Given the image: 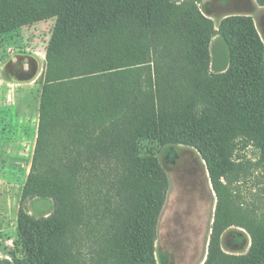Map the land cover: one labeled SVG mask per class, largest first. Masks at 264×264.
I'll return each instance as SVG.
<instances>
[{"label": "trees", "instance_id": "trees-1", "mask_svg": "<svg viewBox=\"0 0 264 264\" xmlns=\"http://www.w3.org/2000/svg\"><path fill=\"white\" fill-rule=\"evenodd\" d=\"M56 2L44 12L57 24L15 264H158L170 183L148 143L193 147L207 165L217 206L204 264H264V45L253 20L223 23L230 61L215 73V26L196 0ZM36 7L14 0L0 13V41L45 20ZM38 198L55 202L50 218L27 213ZM227 227L245 230L251 249L214 260Z\"/></svg>", "mask_w": 264, "mask_h": 264}, {"label": "rangeland", "instance_id": "rangeland-1", "mask_svg": "<svg viewBox=\"0 0 264 264\" xmlns=\"http://www.w3.org/2000/svg\"><path fill=\"white\" fill-rule=\"evenodd\" d=\"M13 1L0 0V13L3 14L9 10ZM31 1L37 5L35 13L47 18L34 26L32 25L31 29L34 28L32 29L34 33L32 36L29 35L31 37L25 36L27 28L16 31L12 40L7 39V36H2L0 49H3L6 42L4 40H8L13 41L12 45L18 49L27 45L33 49L31 50L33 52L36 49H41L43 53L47 51L57 18L50 17L52 14L49 16L44 12L46 10L53 11V5H57V2L56 0H49L45 3L40 0ZM196 1L215 26L216 35L212 41V62L215 73L229 67L230 50L222 31L223 23L226 20L252 19L264 45V5H261L257 0ZM45 67L46 65H43L40 69L39 85L41 87V78ZM144 148L145 150L156 149L170 183L166 205L158 228L156 243L158 264H204L209 254L217 206V197L213 191L205 161L201 154L190 146L174 145L157 149L155 145L148 143L144 145ZM244 154L248 158H256V153L252 152V149H246ZM16 198L17 195L14 199L16 200ZM25 208L33 219L44 220L55 213L56 204L52 199L38 198L29 201ZM214 238L218 252L213 257L214 260L225 258L224 256L243 257L251 249V236L240 228H224ZM2 253L4 256L0 255V264L7 262L15 264L14 257L18 259L26 257L20 239L3 248ZM5 255H8L9 258H6Z\"/></svg>", "mask_w": 264, "mask_h": 264}, {"label": "crops", "instance_id": "crops-1", "mask_svg": "<svg viewBox=\"0 0 264 264\" xmlns=\"http://www.w3.org/2000/svg\"><path fill=\"white\" fill-rule=\"evenodd\" d=\"M27 29L25 36L31 37L34 28ZM14 33L7 35V39H14ZM4 41L0 49L1 256H4L3 248L20 239L18 213L38 139L42 95L40 69L46 65V52L41 49L33 52L27 45L18 49L12 45L13 41Z\"/></svg>", "mask_w": 264, "mask_h": 264}, {"label": "flooded vegetation", "instance_id": "flooded-vegetation-1", "mask_svg": "<svg viewBox=\"0 0 264 264\" xmlns=\"http://www.w3.org/2000/svg\"><path fill=\"white\" fill-rule=\"evenodd\" d=\"M6 264H9L8 262Z\"/></svg>", "mask_w": 264, "mask_h": 264}]
</instances>
